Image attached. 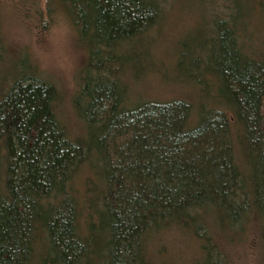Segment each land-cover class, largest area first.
Here are the masks:
<instances>
[{"label":"trees","instance_id":"trees-1","mask_svg":"<svg viewBox=\"0 0 264 264\" xmlns=\"http://www.w3.org/2000/svg\"><path fill=\"white\" fill-rule=\"evenodd\" d=\"M23 1L42 27L64 13L86 49L81 130L0 32V264H153L172 228L198 242L189 264H228L215 236L231 243L252 223L264 245V43L238 36L264 0L240 22L228 3L209 39L182 38L173 78L196 99L133 103L123 76L142 73L164 0Z\"/></svg>","mask_w":264,"mask_h":264},{"label":"rangeland","instance_id":"rangeland-1","mask_svg":"<svg viewBox=\"0 0 264 264\" xmlns=\"http://www.w3.org/2000/svg\"><path fill=\"white\" fill-rule=\"evenodd\" d=\"M44 1L41 0L42 7ZM250 1L164 0L159 23L150 30L149 39H144L147 58H144L142 73L136 80L129 74L123 76L131 103L139 99L191 100L195 95L197 98L195 85L173 78L177 73L176 63L182 38L189 33L188 39H209L212 31L219 27L214 20L227 13L228 3L236 22L245 20L249 15L246 10L251 6ZM263 17L249 16L245 30L242 27L243 30L238 31L239 38L264 43ZM0 32L10 56L28 52L38 75L56 87L58 118L66 125L70 135L80 133L81 120L73 101L79 88L86 49L77 39L65 14L58 12L42 27L36 21L33 10L28 9L23 0H0ZM81 179L76 180L77 187ZM215 240L221 246L228 264H264V245L254 223L231 243L219 235L215 236ZM198 251L197 240L178 228H172L163 231L154 248L150 247V258L153 264H189Z\"/></svg>","mask_w":264,"mask_h":264}]
</instances>
